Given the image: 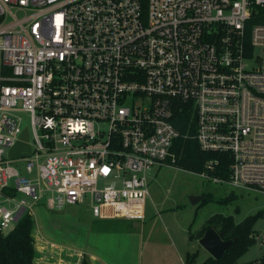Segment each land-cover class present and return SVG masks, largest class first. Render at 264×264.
Wrapping results in <instances>:
<instances>
[{"label":"built area","instance_id":"2783aa9c","mask_svg":"<svg viewBox=\"0 0 264 264\" xmlns=\"http://www.w3.org/2000/svg\"><path fill=\"white\" fill-rule=\"evenodd\" d=\"M254 18L264 0H0V231L27 211L19 195L31 208L50 194L51 210L144 220L148 173L175 165L179 106L191 108L200 149L231 158L228 181L210 175L212 162L200 175L264 194ZM26 129L22 175L9 152Z\"/></svg>","mask_w":264,"mask_h":264},{"label":"rangeland","instance_id":"374dc122","mask_svg":"<svg viewBox=\"0 0 264 264\" xmlns=\"http://www.w3.org/2000/svg\"><path fill=\"white\" fill-rule=\"evenodd\" d=\"M30 126V120L25 117L23 127ZM20 170L22 175L26 173V161L17 160L12 163ZM150 196L145 203V219L135 221L138 228L137 245L134 243L129 247L138 248V260L135 262L133 256L137 251L128 250L127 254L114 251L117 254L114 264H149L151 257L148 247L151 242L168 243L170 239L176 243L182 252L197 253V263L201 264L210 255L200 245L199 240H191L192 235H197L209 219L217 214L233 216L236 222H242L249 216L263 213V217L255 225V232L264 234V194L235 188L229 184H216L203 178L198 173L189 172L174 166H155L148 173ZM99 188L111 186V181H100ZM233 194L234 200L226 205L220 204V199ZM51 195H45L42 201L31 210V200L19 195L18 200L25 199L28 202L27 210L32 213L36 221L34 239L36 247H125L118 239H97L92 237L90 222L86 221L81 206H67L62 210H51L47 199ZM211 196L212 201L201 205L203 197ZM192 199H200L194 205ZM111 228H123L129 225L124 220H114ZM126 228V227H125ZM44 237V238H43ZM98 246H97V245ZM146 244V245H145ZM186 253L185 258H186ZM164 250L157 253V258L162 264L169 262ZM67 256V255H66ZM154 256V255H153ZM264 256V247L257 244L241 257L238 264H257ZM184 258V257H183Z\"/></svg>","mask_w":264,"mask_h":264},{"label":"trees","instance_id":"16d2710c","mask_svg":"<svg viewBox=\"0 0 264 264\" xmlns=\"http://www.w3.org/2000/svg\"><path fill=\"white\" fill-rule=\"evenodd\" d=\"M253 24H264V20L254 18ZM173 125L180 133V137L175 141L173 153L175 154V166L183 170L202 174L206 170L209 163H214L215 169L210 172L211 176L228 181L230 178L231 158L226 153L205 152L202 151L198 142L194 138L195 125L191 108L188 106L178 107L175 110ZM7 194L15 196V191H7ZM235 196L233 194L224 199H220L219 203L226 205ZM211 196L203 197L201 205L210 203ZM263 217V213L259 212L244 219L242 222H236L233 216L217 214L209 219L205 226L197 235H192L191 240H200L205 232L209 229H215L224 241L235 240L231 247L223 254L219 260H215L209 256L201 264H238L249 249L256 244L253 237L255 225ZM36 221L33 215L27 210L19 219L15 228L8 234L0 231V264H37L35 262V239L34 230ZM186 264L197 263V253H188L185 260ZM259 264H264V256L259 259ZM82 264H89L86 259Z\"/></svg>","mask_w":264,"mask_h":264},{"label":"crops","instance_id":"0c3cea01","mask_svg":"<svg viewBox=\"0 0 264 264\" xmlns=\"http://www.w3.org/2000/svg\"><path fill=\"white\" fill-rule=\"evenodd\" d=\"M36 206V205H34ZM32 206V208L34 207ZM31 208V210H32ZM82 213L81 215L86 214L85 220L90 222V232L92 237L97 239L99 237L105 238H120L118 240L119 243L125 247H36V255L35 262L37 264H82V261L86 259L89 264H114L117 258V254L114 255V251H118L119 253L127 254L128 250L137 251L139 247H129L134 243L137 245L138 241V228L136 226V222L138 220H124V222H128L129 225L123 226L120 228H111L110 224H113L114 220H101L92 216L88 209L81 207ZM32 214V213H31ZM36 228H38L36 226ZM44 238V237H43ZM177 243V242H176ZM176 243L170 239V242L160 244L151 242L147 246L142 247L146 250H149L151 253V257L148 261L149 264H162L158 258L157 253L160 250H164L166 252V256L170 257L169 262L166 264H186L185 253L180 250V248L176 245ZM97 245V244H96ZM146 245V244H145ZM98 246V245H97ZM133 256V260L137 262L138 260V251ZM188 253H186L187 256ZM67 255V256H66ZM154 255V256H153ZM184 257V258H183ZM146 264V263H145ZM165 264V263H164Z\"/></svg>","mask_w":264,"mask_h":264},{"label":"water","instance_id":"95a60500","mask_svg":"<svg viewBox=\"0 0 264 264\" xmlns=\"http://www.w3.org/2000/svg\"><path fill=\"white\" fill-rule=\"evenodd\" d=\"M29 140L28 130L26 129L21 135V141L17 142L9 152V159L17 160L26 156L31 152L30 146L27 144ZM25 152V153H24ZM200 199H192L194 205L198 204ZM25 211V209H24ZM224 241L215 229H209L204 236L199 240L200 245L209 253L215 260H219L223 254L231 247L233 242Z\"/></svg>","mask_w":264,"mask_h":264}]
</instances>
